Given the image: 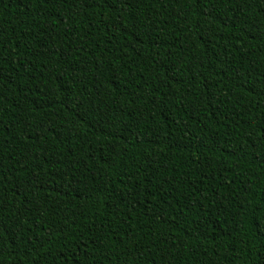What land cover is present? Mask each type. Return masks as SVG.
Here are the masks:
<instances>
[{"label":"trees","instance_id":"trees-1","mask_svg":"<svg viewBox=\"0 0 264 264\" xmlns=\"http://www.w3.org/2000/svg\"><path fill=\"white\" fill-rule=\"evenodd\" d=\"M0 264H264V0H0Z\"/></svg>","mask_w":264,"mask_h":264}]
</instances>
